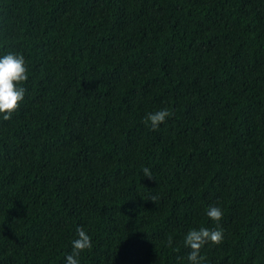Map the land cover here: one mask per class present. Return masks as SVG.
<instances>
[{
	"label": "trees",
	"instance_id": "trees-1",
	"mask_svg": "<svg viewBox=\"0 0 264 264\" xmlns=\"http://www.w3.org/2000/svg\"><path fill=\"white\" fill-rule=\"evenodd\" d=\"M9 53L0 264H66L78 227L79 264H189L213 206L201 264H264V0H0Z\"/></svg>",
	"mask_w": 264,
	"mask_h": 264
},
{
	"label": "clouds",
	"instance_id": "clouds-1",
	"mask_svg": "<svg viewBox=\"0 0 264 264\" xmlns=\"http://www.w3.org/2000/svg\"><path fill=\"white\" fill-rule=\"evenodd\" d=\"M27 79L28 70L23 55L9 53L0 57V116L3 120H10L13 113L19 109L25 95V89L20 85ZM169 115L167 109L151 112L146 116L145 123L152 131H156ZM143 172L145 178L152 179L149 168H144ZM155 199L156 197H152L153 201ZM207 216L217 224L216 228L191 229L184 237V246L190 249L187 256L189 264H201L203 257L200 256V250L204 245H219L223 241L224 233L219 227V221L223 217L222 210L219 207H210ZM76 232L77 238L72 241V252L66 256V264H79L80 254L92 247L91 237L83 228L78 227ZM167 245H172L171 239L167 241Z\"/></svg>",
	"mask_w": 264,
	"mask_h": 264
}]
</instances>
